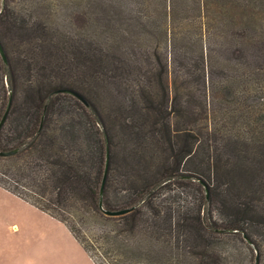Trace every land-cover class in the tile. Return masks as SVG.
I'll list each match as a JSON object with an SVG mask.
<instances>
[{"label":"trees","instance_id":"1","mask_svg":"<svg viewBox=\"0 0 264 264\" xmlns=\"http://www.w3.org/2000/svg\"><path fill=\"white\" fill-rule=\"evenodd\" d=\"M83 1L0 0V187L96 264H264V0Z\"/></svg>","mask_w":264,"mask_h":264},{"label":"rangeland","instance_id":"2","mask_svg":"<svg viewBox=\"0 0 264 264\" xmlns=\"http://www.w3.org/2000/svg\"><path fill=\"white\" fill-rule=\"evenodd\" d=\"M84 3L78 0L71 11L79 10ZM72 19H76L73 14ZM116 87V83H110L100 89L106 103L115 101ZM182 200L198 205L197 188L194 186ZM231 245L239 251L234 256L237 264H255L241 241L232 240ZM0 264L96 263L63 223L0 187Z\"/></svg>","mask_w":264,"mask_h":264},{"label":"water","instance_id":"3","mask_svg":"<svg viewBox=\"0 0 264 264\" xmlns=\"http://www.w3.org/2000/svg\"><path fill=\"white\" fill-rule=\"evenodd\" d=\"M0 51L5 59L6 62H8V59H7V56H6V53L2 47V44L0 43ZM63 91H69V90H63ZM73 94V92H71ZM74 95L78 96L82 101L85 102L84 98H82V96L74 93ZM86 103V102H85ZM12 104H13V97L11 96L10 97V101H9V104H8V108L0 122V130L2 129V127L4 126V124L6 123L7 121V118H8V115L10 113V110H11V107H12ZM16 151H9V152H5V153H1V155L3 156H11L13 154H15ZM110 162H111V153L110 151L108 152V156H107V163H106V169H105V174H104V178H103V182H102V187H101V205L103 204V196H104V191H105V187H106V183H107V178H108V173H109V168H110ZM201 183H203L205 185V188H206V193L207 195L209 194V186L207 184V182H205L204 180H200ZM128 211L127 210H120V211H115V212H107L108 214L110 215H113V216H121V215H124L126 214ZM245 239L251 244L253 245V247L256 249V253H257V257H256V264H260V255H259V250L258 248L254 245V243H252L250 241V239L247 237V235H244Z\"/></svg>","mask_w":264,"mask_h":264}]
</instances>
